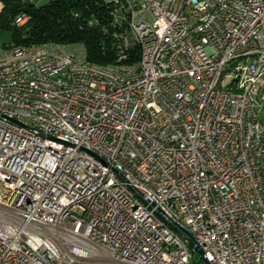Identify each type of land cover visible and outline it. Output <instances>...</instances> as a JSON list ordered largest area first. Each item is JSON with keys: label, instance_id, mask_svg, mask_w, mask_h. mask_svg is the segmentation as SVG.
Wrapping results in <instances>:
<instances>
[{"label": "built area", "instance_id": "built-area-1", "mask_svg": "<svg viewBox=\"0 0 264 264\" xmlns=\"http://www.w3.org/2000/svg\"><path fill=\"white\" fill-rule=\"evenodd\" d=\"M133 8L147 69L109 83L84 46L48 43L19 90L2 83L0 264H264V0Z\"/></svg>", "mask_w": 264, "mask_h": 264}, {"label": "trees", "instance_id": "trees-1", "mask_svg": "<svg viewBox=\"0 0 264 264\" xmlns=\"http://www.w3.org/2000/svg\"><path fill=\"white\" fill-rule=\"evenodd\" d=\"M0 29H9V46H38L44 43L85 47L90 64H129L138 66L142 57V42L131 22V7L122 0V15L133 37L127 42L122 34L125 26L115 21L114 8L118 0H0ZM27 12L31 19L25 25L15 24L18 14ZM126 67V66H125Z\"/></svg>", "mask_w": 264, "mask_h": 264}, {"label": "bare ground", "instance_id": "bare-ground-1", "mask_svg": "<svg viewBox=\"0 0 264 264\" xmlns=\"http://www.w3.org/2000/svg\"><path fill=\"white\" fill-rule=\"evenodd\" d=\"M126 1L131 7V22L142 42V57L140 61V69H147L148 50H151V43L148 41V37L146 36L145 31H141L140 18L139 15L134 11L133 0ZM59 48L60 47L55 46V49ZM47 49L48 44L38 46H25L24 50L18 51L13 55L6 56L5 59L2 60V68H8V71H0V92H2V83H5L7 89L19 90L21 87V79L30 78V75L32 74L34 68L37 67V60L34 59L44 53V51ZM137 70L138 66L128 67V73H136ZM85 71L98 72L99 65L90 64L86 61ZM119 73H126V67L117 65H101V74H109V83H116V76ZM9 108V99H2L0 101V109ZM143 192H150V184H143ZM124 217L129 224H137L139 222L138 205L126 206L124 209ZM220 228L222 231H230V223L228 221H220ZM198 247L201 250L197 249V252H200L202 256H204V254H209L208 245H199ZM234 260L236 262H244V253L234 252Z\"/></svg>", "mask_w": 264, "mask_h": 264}, {"label": "rangeland", "instance_id": "rangeland-1", "mask_svg": "<svg viewBox=\"0 0 264 264\" xmlns=\"http://www.w3.org/2000/svg\"><path fill=\"white\" fill-rule=\"evenodd\" d=\"M49 1L50 0H37V3L38 4H45V3L49 2ZM120 11L121 10H119V9H117V11H115V13H117V15H114V18H115V21H117V23H119L122 26H125V24H127V23L122 21V19L120 18L121 17L120 15L122 13ZM25 24H23V25H25ZM124 28H125V32L122 34V37L127 42V40L130 37H133V35L131 33V30L128 28V25L125 26ZM11 37H12V32L9 29H3V28L0 29V52H4V50L6 48H1V47H3V43L4 42L10 41ZM44 44H48V43H44ZM38 45H40V44H38ZM55 46L60 47L59 49L62 50V51H64V49H65V51L71 50L72 54L75 55V56H79V53H80L81 48H82V45H79V44L65 45V44L55 43ZM11 47L12 46H9L7 49L9 50ZM6 56H8V55H6ZM101 65H103V64H101ZM108 65H116V64L114 63V64H108ZM119 65H121V63H119ZM226 81H229V80H226ZM201 256H202V254L200 252H196L195 257H196L197 260H199L201 258Z\"/></svg>", "mask_w": 264, "mask_h": 264}, {"label": "water", "instance_id": "water-1", "mask_svg": "<svg viewBox=\"0 0 264 264\" xmlns=\"http://www.w3.org/2000/svg\"><path fill=\"white\" fill-rule=\"evenodd\" d=\"M238 79H235V82L237 81ZM179 232V230H177ZM185 232L190 236H191V233L188 231V230H185ZM188 246L189 248L191 249V251L193 252L194 249H199V247L194 243V241L192 240V238L188 241ZM201 250V249H199Z\"/></svg>", "mask_w": 264, "mask_h": 264}, {"label": "crops", "instance_id": "crops-1", "mask_svg": "<svg viewBox=\"0 0 264 264\" xmlns=\"http://www.w3.org/2000/svg\"><path fill=\"white\" fill-rule=\"evenodd\" d=\"M0 9H1V2H0ZM11 39H12V37H11ZM11 41V40H10ZM10 41H8V42H4L3 43V47H1V48H6L5 50H4V52H0V59L3 57V56H5V53H6V51H8V47H9V42Z\"/></svg>", "mask_w": 264, "mask_h": 264}]
</instances>
